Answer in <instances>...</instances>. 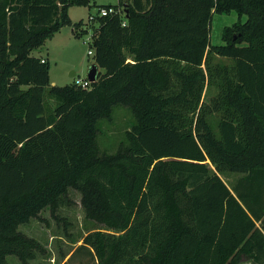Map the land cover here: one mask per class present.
<instances>
[{
    "label": "trees",
    "instance_id": "obj_1",
    "mask_svg": "<svg viewBox=\"0 0 264 264\" xmlns=\"http://www.w3.org/2000/svg\"><path fill=\"white\" fill-rule=\"evenodd\" d=\"M89 2L0 0V264L46 253L19 227L45 208L56 216L71 189L111 230L83 238L98 264H264V0L103 5L126 6L98 16L103 71L89 88L52 85L32 52ZM233 11L212 44L213 14ZM117 106L134 121L109 153L98 135Z\"/></svg>",
    "mask_w": 264,
    "mask_h": 264
},
{
    "label": "rangeland",
    "instance_id": "obj_2",
    "mask_svg": "<svg viewBox=\"0 0 264 264\" xmlns=\"http://www.w3.org/2000/svg\"><path fill=\"white\" fill-rule=\"evenodd\" d=\"M120 0H90V5H72L69 7V17L72 24L64 25L59 31L48 38L44 44L34 48L36 56L50 59V84L67 85L78 79L88 78L89 70L95 63V51L92 45V36L99 27V19L91 20L90 14H96L99 7L108 4H119ZM126 6H121L122 12ZM236 11L228 14L214 13L212 17L210 41L214 45L223 44L222 34L226 26L238 21ZM85 23L87 32L79 36L73 30V24L79 21ZM242 21L246 16H242ZM218 62H228V59L216 57ZM99 71H103L99 68ZM73 72L74 75H73ZM214 93V89L205 96L206 100ZM134 121L131 111L125 106L115 108L113 119L101 123L98 135V144L102 151L114 153L117 151L124 134ZM210 121L216 128L217 115H211ZM239 176L237 173L226 172L221 177L228 185H232ZM70 202L62 205L57 215L53 216L49 208H45L39 218H32L27 224L20 225L19 229L27 235L39 240L46 248V253L39 254L31 264H98L97 258L88 248L80 247L86 234L101 230L109 232L104 225L97 224L86 217L82 205V195L79 191L71 189ZM9 264H23L15 255L7 257ZM241 264H254L244 260Z\"/></svg>",
    "mask_w": 264,
    "mask_h": 264
},
{
    "label": "built area",
    "instance_id": "obj_3",
    "mask_svg": "<svg viewBox=\"0 0 264 264\" xmlns=\"http://www.w3.org/2000/svg\"><path fill=\"white\" fill-rule=\"evenodd\" d=\"M110 13H122L121 9H117V10H114L113 8L109 9L105 6H102V7H99L98 11L96 14H90V19L91 20H94L96 19V17L98 16H104V15H107V14H110ZM123 15L125 16V12H123ZM126 24V21L124 20L123 21V25ZM89 54H95V51H92V50H89L88 52ZM42 61L44 62L45 59L43 58ZM77 85H80L81 87H84V88H89L91 87V84L92 82L88 79V78H85V79H78L76 82H75Z\"/></svg>",
    "mask_w": 264,
    "mask_h": 264
},
{
    "label": "water",
    "instance_id": "obj_4",
    "mask_svg": "<svg viewBox=\"0 0 264 264\" xmlns=\"http://www.w3.org/2000/svg\"><path fill=\"white\" fill-rule=\"evenodd\" d=\"M98 65L96 63H94L91 67V69L89 70V73H88V79L91 81V82H95L97 80V75H98ZM75 72H73V75H74Z\"/></svg>",
    "mask_w": 264,
    "mask_h": 264
},
{
    "label": "crops",
    "instance_id": "obj_5",
    "mask_svg": "<svg viewBox=\"0 0 264 264\" xmlns=\"http://www.w3.org/2000/svg\"><path fill=\"white\" fill-rule=\"evenodd\" d=\"M43 58H45V59H47V60H49V61H50L49 57H43Z\"/></svg>",
    "mask_w": 264,
    "mask_h": 264
}]
</instances>
